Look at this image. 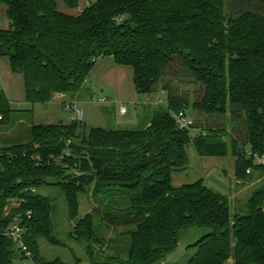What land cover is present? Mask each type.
Wrapping results in <instances>:
<instances>
[{"label": "trees", "instance_id": "16d2710c", "mask_svg": "<svg viewBox=\"0 0 264 264\" xmlns=\"http://www.w3.org/2000/svg\"><path fill=\"white\" fill-rule=\"evenodd\" d=\"M61 1L68 9L79 5ZM0 5L9 20L0 28V57L22 76L27 103L63 95L77 101L106 57L131 68L137 94L167 92L165 109H143L151 114L141 129L86 128L82 119L33 124L29 142L0 148V264H66L44 257L38 242L60 246L55 198L40 192L54 187L87 256L90 244L100 242L93 215L77 218L80 197L90 192L120 210L108 206L99 217L128 227L125 264L162 262L191 228L207 232L191 245L195 252L185 264H264V185L233 213L228 198L202 179L172 184V174L188 167L189 143L201 157L232 156L237 181L254 172L264 177V164L253 157L264 156V0H95L77 14L60 10L57 0ZM179 83L197 85L192 101L181 96ZM189 106L215 122L196 118L180 128L175 114L186 115ZM11 112L0 91L1 124ZM14 220L30 257L4 234Z\"/></svg>", "mask_w": 264, "mask_h": 264}, {"label": "rangeland", "instance_id": "374dc122", "mask_svg": "<svg viewBox=\"0 0 264 264\" xmlns=\"http://www.w3.org/2000/svg\"><path fill=\"white\" fill-rule=\"evenodd\" d=\"M0 17V26L3 27L4 21L9 24L5 12H3V15L0 14ZM128 70L130 69L128 68ZM13 75L16 76L13 83L14 86H21L22 76L18 73ZM3 83L4 81L0 78V91L3 90ZM196 90H198V87L195 84L179 83L181 96L188 98V100L192 101L194 99ZM106 96L108 97L106 92L102 93L101 88L93 89L88 84H84L79 94L74 97V99H77L79 107L83 110L81 123L86 128L98 126L110 129H141L144 127L151 113L147 109L143 111L140 105L144 106V109L147 107L165 109L167 107V92L164 90H159L150 95L137 94V105L131 101L117 103L112 98L106 99ZM68 100H70V97L63 95L52 99L47 104L13 102L11 104L13 112L10 113L8 123H0V148L17 143L29 142L31 139L30 128L33 124L68 123L67 117L69 112L65 111L61 105V103ZM121 106L125 107L126 113L120 112ZM186 116L193 122L196 118L203 121V123L215 122L212 116L207 117L198 114L191 109V106L186 110ZM194 132L195 130L190 131L191 136L194 135ZM186 155L188 157V167L185 170L173 174V184L202 179L207 187L229 199V205L233 213L235 211L239 212L242 208L244 209V203L247 197L254 190L260 189L264 185V181L255 183L248 190L245 188L244 190H247L245 193L236 195L233 175L230 171L224 172V169H227L229 157L217 159L221 160L222 164L214 162L216 161L215 159L199 156L192 143L186 146ZM58 191L60 190L56 187L40 190L42 194H47L55 198L53 201L54 212L52 220L55 227L54 233L60 240L59 246L52 245L45 239L40 238L38 242L42 255L46 258L59 257L66 264H91V262L104 261L111 257L116 258L113 264H125L129 241L127 234L128 227L109 225L106 221L100 219L99 215H102L105 211L104 208L109 206L107 200L102 205L93 198L90 192L80 197L77 218L84 216L86 213L92 214L94 217L95 235L100 239V242L90 244L91 253L87 256L84 246L79 243V235L72 229L75 221L68 219L64 195H59L60 192L58 194ZM113 207L110 208L113 210L112 212L116 213L120 211L117 207ZM97 208L99 211L95 212L94 210ZM206 232L207 230L203 228L185 230L181 233L174 251L158 264H185L195 252V249L191 245L202 235L206 234ZM13 264H31V262L27 259H15ZM225 264H232V259H229Z\"/></svg>", "mask_w": 264, "mask_h": 264}, {"label": "crops", "instance_id": "0c3cea01", "mask_svg": "<svg viewBox=\"0 0 264 264\" xmlns=\"http://www.w3.org/2000/svg\"><path fill=\"white\" fill-rule=\"evenodd\" d=\"M94 1L95 0H79V5L77 8L68 9L63 5L61 0H57V6L60 10L68 14H77V13H80L86 6H88L91 2H94ZM5 9L6 8L4 5H0L1 15H3V12H5ZM7 27H8V23L6 21H4L3 27L0 26V28L2 29H6ZM128 68L130 70H128ZM13 74L15 73L12 72L10 68L8 58L0 57V78L2 79V81H4L2 85L3 87L2 91L5 93L10 105L13 102H17V103L26 102L25 96H24V90H23L22 77H21V84H20L21 86H18V85L14 86L13 83L15 81L16 76H14ZM129 77H130V80H129ZM86 84L91 86V88L93 89L101 88L102 93L106 92V94L108 95V97L106 96V99L112 98L113 101L117 103L123 102V101H131L135 103V105H137L136 103L137 93L135 91V88L132 82L131 68L115 64L112 58L110 57H106V58H103L97 61V63L95 64V66L93 67L92 71L90 72L87 78ZM58 97L59 96H56L55 98H58ZM141 109L143 110L144 108L141 107ZM226 157H229V161L227 162L228 165L226 164L227 169L223 168L224 172L226 173L230 171L231 174L233 175L232 177L234 178V158L232 156H226ZM226 157H204V158H212L216 160L214 162L222 164V161L217 160V159H223ZM173 174H172V184H173ZM263 180H264V177L259 172H254L253 176L244 182L237 181L234 178V183H235L234 190L237 193L236 195H240L239 193L241 194L245 193V191H247L253 184L262 182ZM192 182H186V183H192ZM186 183H181V184L176 183L173 185L178 187ZM245 188H247V190H244ZM263 211H264V204H263Z\"/></svg>", "mask_w": 264, "mask_h": 264}, {"label": "built area", "instance_id": "2783aa9c", "mask_svg": "<svg viewBox=\"0 0 264 264\" xmlns=\"http://www.w3.org/2000/svg\"><path fill=\"white\" fill-rule=\"evenodd\" d=\"M62 107L65 111L69 112V115L67 117L68 121H75L83 118V110L79 107V104L76 100L66 101L63 103ZM120 112L121 113L126 112L124 106H121ZM175 120L180 128H190V126L193 124V121L189 119L183 112H179L175 114ZM253 157L256 163L264 164V156L254 155ZM37 159H39V157H37ZM13 203L17 204L18 201H14ZM4 234L7 235L9 238H11L17 244V246H19L25 252V255L27 257H30L21 239L22 229L19 227L18 223L15 222V220L8 228V230L4 232Z\"/></svg>", "mask_w": 264, "mask_h": 264}]
</instances>
